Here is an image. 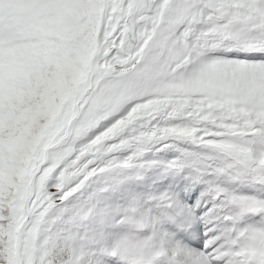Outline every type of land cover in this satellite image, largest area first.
<instances>
[{"label": "snow or ice", "instance_id": "1", "mask_svg": "<svg viewBox=\"0 0 264 264\" xmlns=\"http://www.w3.org/2000/svg\"><path fill=\"white\" fill-rule=\"evenodd\" d=\"M0 264H264V0H0Z\"/></svg>", "mask_w": 264, "mask_h": 264}]
</instances>
